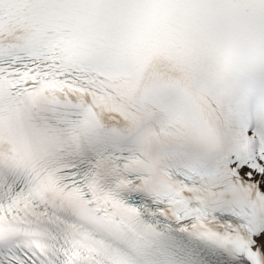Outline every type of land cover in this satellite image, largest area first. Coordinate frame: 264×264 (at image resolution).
Listing matches in <instances>:
<instances>
[{"label":"snow or ice","instance_id":"snow-or-ice-1","mask_svg":"<svg viewBox=\"0 0 264 264\" xmlns=\"http://www.w3.org/2000/svg\"><path fill=\"white\" fill-rule=\"evenodd\" d=\"M0 264H264V0H0Z\"/></svg>","mask_w":264,"mask_h":264}]
</instances>
